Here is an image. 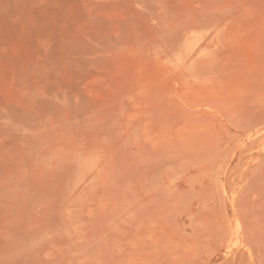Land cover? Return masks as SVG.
Returning a JSON list of instances; mask_svg holds the SVG:
<instances>
[{
    "label": "rangeland",
    "instance_id": "rangeland-1",
    "mask_svg": "<svg viewBox=\"0 0 264 264\" xmlns=\"http://www.w3.org/2000/svg\"><path fill=\"white\" fill-rule=\"evenodd\" d=\"M0 264H264V0H0Z\"/></svg>",
    "mask_w": 264,
    "mask_h": 264
}]
</instances>
